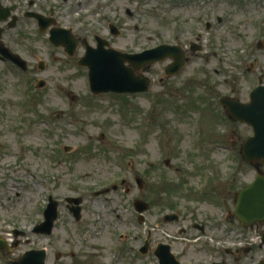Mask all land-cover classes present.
I'll return each instance as SVG.
<instances>
[{
	"label": "rangeland",
	"instance_id": "obj_1",
	"mask_svg": "<svg viewBox=\"0 0 264 264\" xmlns=\"http://www.w3.org/2000/svg\"><path fill=\"white\" fill-rule=\"evenodd\" d=\"M211 1L201 2L202 23L183 20L201 30L207 48L175 76L165 75L168 62L153 66L151 89L143 94L94 95L88 68L78 64L84 46L70 57L33 22L9 31L23 32L22 43L4 37L29 68L0 59V238L7 244L0 264L43 248L48 264H158L139 253L149 230L154 247L171 243L178 251L181 229L226 225L237 191L256 171L240 152L252 129L230 119L219 100H248L257 76L264 78V49H256L259 66L249 75L245 56L251 39L264 42V0H214L217 7ZM170 3L129 5L150 15L135 20L123 12L125 35L114 46L131 48L134 23L146 31L142 47L169 41L166 23L189 15V9L167 15ZM92 36L88 42L96 46ZM50 196L59 202V218L51 235L36 233ZM68 197L82 198L80 222ZM136 200L149 203L141 220ZM169 213L181 219L165 222Z\"/></svg>",
	"mask_w": 264,
	"mask_h": 264
},
{
	"label": "flooded vegetation",
	"instance_id": "obj_2",
	"mask_svg": "<svg viewBox=\"0 0 264 264\" xmlns=\"http://www.w3.org/2000/svg\"><path fill=\"white\" fill-rule=\"evenodd\" d=\"M3 1L8 3L5 4ZM202 1L170 0L172 7L170 10H166L167 15L182 9H189V15L187 17H173L166 23L164 28L167 29L169 41L142 47L141 44L145 42L143 34L146 31L141 29L143 25L139 26L134 23V27L131 29H134L133 36L135 37L131 39V48L123 49L113 44L125 35L126 28L123 26L124 20H122L123 12L128 19L133 18L135 20L138 16L150 15L148 12L143 13L144 10H141L140 7L135 11L129 6L136 0H0V22H2L1 18L7 19V21L2 22L4 23V31L0 38L9 48L11 47L4 41V37L7 35L9 38L7 42L20 44L23 41L24 33L12 34L9 31L12 28H20L27 22H33L38 31L46 34L48 38L52 30H68L79 44L75 53L81 44L83 46L84 43L89 44L87 34L91 33L96 45L97 43H109L119 50L132 54L142 53L158 44L176 45L185 51L188 65L195 56L200 57L206 46L199 42L202 37L201 30L183 20L202 23L203 17L198 12L200 10L203 12L207 8L206 4H201ZM211 4L217 7L214 0L211 1ZM218 20L222 21L221 18ZM12 23L15 26H11ZM125 23L128 22L125 20ZM206 27L210 29L213 24L207 20ZM82 31L84 32L82 33ZM263 46L264 44L260 42V39L256 42L251 39L248 42L245 56L250 62L246 74L249 75V73H254L257 70L259 63L255 57L256 49L263 50L261 48ZM16 53L18 52L16 51ZM166 62L169 64L171 59ZM151 69L152 67L148 69L149 73ZM257 78L259 83L264 80L262 74H259ZM250 94L251 91L248 100H244L245 102L249 101ZM179 219H181L180 215ZM235 220L238 223L236 228L232 226ZM224 222H226L225 226L217 225L215 228L194 223L191 228L181 229L180 233L184 235L181 239L182 248L176 251L173 244L168 243L171 244L172 252L177 261L180 262L179 264H264V223L242 224L235 217L232 209L226 213ZM213 231H219V233L214 237ZM153 235L152 230H149L143 244L148 241L149 247L146 256L153 255L158 259L156 252L159 244L154 247Z\"/></svg>",
	"mask_w": 264,
	"mask_h": 264
},
{
	"label": "water",
	"instance_id": "obj_3",
	"mask_svg": "<svg viewBox=\"0 0 264 264\" xmlns=\"http://www.w3.org/2000/svg\"><path fill=\"white\" fill-rule=\"evenodd\" d=\"M1 32L2 29H0ZM73 39L65 30L52 32V42L57 46H66L69 53H73L72 50L77 45V41ZM0 52L27 69L22 60L17 56L15 57V55L13 56L10 51L1 45ZM169 56H174L175 60L166 69V73L179 72L186 63L185 54L179 47L163 45L142 54L134 55L113 48L107 49L104 43H99L98 48L88 47L86 56L82 58L80 64L89 68L91 89L95 94L104 92L139 93L150 89L151 80L143 74L135 75V71L150 67ZM127 63L133 67L127 65ZM43 67L44 64L41 65V68ZM43 85L44 83H41L40 86ZM221 103L227 107L230 116L234 120L250 124L254 129V136L250 137L242 147V155L247 162L257 165L259 172L255 181L238 193L235 215L242 223L264 222V173L261 172L259 166V163L264 164V86H260L252 92L250 103H241L238 99L228 97L222 98ZM68 201L81 203L80 198H69ZM135 204L140 212L149 208L148 203L140 200L136 201ZM73 211L80 218V207H76ZM57 217L58 203L51 197L45 212L46 220L37 226L36 231L50 234ZM176 217L177 215H170L165 220L172 221ZM0 246H6L5 242L0 240ZM158 255L161 264H178L174 255L170 252L169 245H161ZM46 258L47 252L45 250H33L27 252L16 264H47Z\"/></svg>",
	"mask_w": 264,
	"mask_h": 264
}]
</instances>
